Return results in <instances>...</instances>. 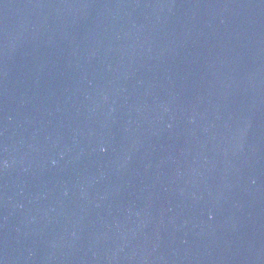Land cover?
Instances as JSON below:
<instances>
[{
  "label": "water",
  "instance_id": "95a60500",
  "mask_svg": "<svg viewBox=\"0 0 264 264\" xmlns=\"http://www.w3.org/2000/svg\"><path fill=\"white\" fill-rule=\"evenodd\" d=\"M0 264H264V0H0Z\"/></svg>",
  "mask_w": 264,
  "mask_h": 264
}]
</instances>
